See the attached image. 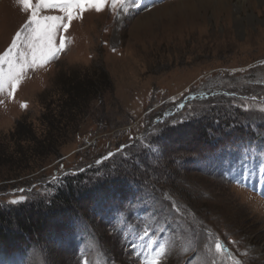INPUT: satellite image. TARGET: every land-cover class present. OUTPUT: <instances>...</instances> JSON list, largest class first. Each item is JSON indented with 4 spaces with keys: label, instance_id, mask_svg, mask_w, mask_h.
Instances as JSON below:
<instances>
[{
    "label": "rangeland",
    "instance_id": "rangeland-1",
    "mask_svg": "<svg viewBox=\"0 0 264 264\" xmlns=\"http://www.w3.org/2000/svg\"><path fill=\"white\" fill-rule=\"evenodd\" d=\"M48 3L39 15L63 18L55 43L63 38L65 48L58 58L26 66L14 90L0 84V149L17 148L10 134L23 117L37 132L42 128L49 90L70 73L103 66L113 89L91 102L60 157L0 191V208L49 199L54 190L46 184L80 171L87 189L128 178L106 175L114 170L136 186L141 169L131 171L134 158L143 151L154 157L165 138L181 139L179 146L163 145L175 159H184L190 145L204 157L188 170L172 168L175 180L162 187L175 197L146 179L139 187L148 194L134 204L114 202L119 211L104 219L83 203L87 220L82 217L71 242H48L13 264H264V0H107L103 10L75 11L66 31V1ZM30 16L17 0H0V56L11 50L18 63L31 60ZM158 119L176 123L153 137ZM229 124L237 127L224 133ZM209 128L222 138L210 137ZM109 152L114 155L104 159ZM210 155L214 161L205 158ZM242 155L250 159L247 171L235 165ZM9 166L0 174L11 172ZM14 181L0 177V186Z\"/></svg>",
    "mask_w": 264,
    "mask_h": 264
},
{
    "label": "trees",
    "instance_id": "trees-1",
    "mask_svg": "<svg viewBox=\"0 0 264 264\" xmlns=\"http://www.w3.org/2000/svg\"><path fill=\"white\" fill-rule=\"evenodd\" d=\"M112 85L109 74L103 66H99L94 73L74 71L62 81L59 87L53 86L49 90L50 93L52 92L51 100L46 103L45 111L41 115L42 128L37 132L28 117H23L10 134L17 148L11 152L7 150L8 147L0 149V167L12 166L11 172L0 174V177L7 181L16 180L5 183L6 186H0V191L7 186L12 187L25 183L30 178H21L38 172L48 158L60 157L65 139L77 131L79 123L89 113L91 102L112 90ZM215 114L221 115L218 110ZM162 142L160 150H157L154 157H151L147 151H143L131 163V171L141 169L138 175L141 179H137L138 177L135 179L138 182L136 186H133L134 182L131 178L129 179L132 183L128 178L120 179L114 176L107 178L106 181L95 182L90 189H87L84 187L85 174L80 171L62 176L56 186L46 184L54 192L49 195V199L44 196L43 200H36L33 204L27 205L28 210L26 206H17L14 209L0 208V264L16 263L21 259V255L26 256L30 249H36L42 245L47 246L48 242L52 244L56 242L57 246H60L62 242H71L74 239L72 238L74 229L77 225L78 228L80 227L78 223L81 224L83 219L87 220L81 211L83 203H89L88 209L92 217L104 219L119 211L116 205H113L114 202L126 204L127 201H133L148 194L143 191L142 187H139L141 185L139 182L146 179L163 189L164 192L173 195L170 188V191H167L162 187L175 180L172 168L181 166L188 170L196 163L194 159H201L204 156L200 150L193 149L194 147L190 145L187 148L192 149L186 150L185 155L181 157L184 159H175V151H168L163 145L178 143L179 146L181 139L165 138ZM217 144L211 145L217 147ZM205 158H208V161L215 160ZM136 160L140 162L137 164ZM222 167L223 165L218 166L217 164L208 165V168L219 170ZM208 168L199 170H203L206 174L216 173ZM72 216L73 219H71ZM66 231L69 232L70 237ZM64 233L67 234L66 237Z\"/></svg>",
    "mask_w": 264,
    "mask_h": 264
},
{
    "label": "snow or ice",
    "instance_id": "snow-or-ice-1",
    "mask_svg": "<svg viewBox=\"0 0 264 264\" xmlns=\"http://www.w3.org/2000/svg\"><path fill=\"white\" fill-rule=\"evenodd\" d=\"M17 2L23 7L24 11H30L31 16L28 21V25H34L31 28L32 39L30 43L31 47V60L27 57L23 58L22 63H18L15 58L11 56V50L6 52L3 56H0V84L4 81H7L13 86V90L15 86L19 83V79L21 74L24 71V68L30 64H36L38 61L48 62L53 58H58V55L64 50L65 43L63 38H61V42L59 45L55 43V37L57 35L58 28L61 26L60 23L63 20L60 16H43L39 15V10L44 7L50 6L48 0H38L37 3H33V0H17ZM115 4L116 0H112ZM107 3V0H66V3L63 5L64 10L67 13V23L63 24V28L66 31L71 21L74 19V12L79 11L83 12L87 7L91 6L95 8L97 11L103 10V6ZM27 27V25L25 26ZM21 36V32L18 31L16 33V39L18 40ZM16 41H13L12 48H15ZM115 50V49H114ZM4 64H7V68L3 67ZM180 108H183L184 105H179ZM185 121L181 119L179 123H184ZM158 124L162 126L155 129L152 133V136L155 137L160 134L165 128L175 126L176 122H170L169 124H164L163 121H157ZM214 124H219L218 120L213 121ZM237 127L236 124H229L226 128H224V133H230L233 128ZM208 135L210 137H214L216 139L222 138V134L218 132H214L211 128L208 129ZM123 147L117 149V152H122ZM225 150H230V146L226 145ZM247 151V150H245ZM114 153L109 152L108 156L104 157V159H108L112 157ZM211 159L212 156L210 155ZM99 163V161L97 162ZM225 163H231L230 161L225 160ZM235 165L239 166V168L247 171L250 165V159L248 155H242L235 161ZM235 170V168H234ZM113 174H121L125 175L129 179V175L125 173H121L119 170H114L111 173L106 175ZM129 181L132 183L131 179ZM23 199V198H21ZM20 201H13L12 203H19ZM130 204H134L135 201H127ZM219 247V245H217Z\"/></svg>",
    "mask_w": 264,
    "mask_h": 264
},
{
    "label": "water",
    "instance_id": "water-1",
    "mask_svg": "<svg viewBox=\"0 0 264 264\" xmlns=\"http://www.w3.org/2000/svg\"><path fill=\"white\" fill-rule=\"evenodd\" d=\"M53 1H56V2H63V1H66V0H53Z\"/></svg>",
    "mask_w": 264,
    "mask_h": 264
},
{
    "label": "bare ground",
    "instance_id": "bare-ground-1",
    "mask_svg": "<svg viewBox=\"0 0 264 264\" xmlns=\"http://www.w3.org/2000/svg\"><path fill=\"white\" fill-rule=\"evenodd\" d=\"M149 15V14H148Z\"/></svg>",
    "mask_w": 264,
    "mask_h": 264
}]
</instances>
